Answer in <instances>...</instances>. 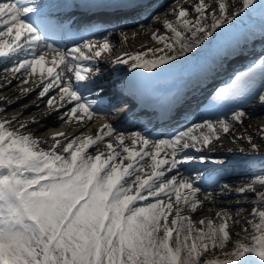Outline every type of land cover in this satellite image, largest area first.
<instances>
[{
    "label": "snow or ice",
    "instance_id": "obj_1",
    "mask_svg": "<svg viewBox=\"0 0 264 264\" xmlns=\"http://www.w3.org/2000/svg\"><path fill=\"white\" fill-rule=\"evenodd\" d=\"M97 6L120 9L111 18L119 21L146 9L148 2L117 0ZM228 8L227 0L211 5L193 0L194 20L187 18L189 8L181 6L174 9L175 21H164L171 35L153 36L163 44L155 52L148 50L153 58L145 59L147 53L117 58L116 64L152 73L145 77L134 72L130 80L136 83L130 85V93L143 104L151 85L175 71L173 61L195 53L217 29L237 19L240 12L229 15ZM240 11H259L264 17V3L257 8L256 0H242ZM32 14L35 22H26L24 18ZM41 17L34 0L0 2V60L26 53L9 70L33 76L39 72L43 85L39 96L58 89L60 106L72 105L60 119L90 127L97 111L116 107L98 109L104 101L88 100L81 93V88L94 87L91 77L99 69L92 62L110 50V43L105 40L95 52L97 44L92 41L62 51L44 43L37 26L44 24ZM209 19L211 24L206 23ZM55 99H48L49 108H56ZM253 99L264 106V58L219 89L211 110L234 105L232 121L242 123L247 115L243 106ZM14 121L0 120V264H264V190L257 188L264 186V177L237 189L242 197L251 194L250 218L225 209L216 212L218 223L194 221L183 214L203 207L201 188L178 178L175 171L182 164L204 163V158L191 157L187 150L199 153L208 148L220 133H230L232 121L205 119L167 139H153L141 131L126 137L105 124L94 135L56 131L45 141L22 132L25 123L15 121L19 127L13 130ZM260 132L264 139V129ZM249 143L258 149L251 139ZM202 179L207 182L212 176ZM233 226L244 235L233 234Z\"/></svg>",
    "mask_w": 264,
    "mask_h": 264
},
{
    "label": "bare ground",
    "instance_id": "obj_2",
    "mask_svg": "<svg viewBox=\"0 0 264 264\" xmlns=\"http://www.w3.org/2000/svg\"><path fill=\"white\" fill-rule=\"evenodd\" d=\"M41 1L43 0H34V3L39 4ZM170 1L171 0H162L158 7L154 9L146 8L147 10L144 11V14L138 20L132 19L134 23L128 26V29H121L117 32H114L115 30L107 31L103 37L93 41L96 42L97 48H94L92 52L98 50L99 45L105 40L110 43V50L102 53L91 65L99 69V74L91 77V82L94 83V87L98 85L106 87V90L98 91V93L102 95L100 100L104 101V105L97 106L98 109L101 107H111L112 105L117 106L116 108H121V104L128 98L121 78L115 77V74L120 72L126 64L115 65L116 63H114V61H116L117 58L126 59L138 53H147L145 59L153 58L152 52L148 50L151 49L155 52V50L163 47V44H158L153 39V36L165 37L167 39V37L171 35L163 25L165 20L175 21L176 17L173 14L174 9L181 6L189 8L191 14L187 18L192 20L195 19V13L192 11V7H190L193 5V0H174V3L169 5L171 7H165ZM0 2L14 3L13 0H0ZM218 2L219 0H207V3L210 5ZM227 3L229 4V14L231 9L241 13L242 0H227ZM256 6L257 8L259 7L258 0H256ZM209 12H211V8H209ZM261 20V22H264V17L261 18ZM206 23L211 24L212 21L209 19ZM245 41H250L251 45L255 44V40H251L250 38H246ZM69 49L70 48H67L65 51ZM207 52L208 50L201 45L195 53H188L186 57H180L178 61H173L172 63L176 66L175 71L158 80V82L170 81L171 78L177 76L178 73L187 72L186 74H188L194 71L191 69V66H189V63L202 58ZM223 52H225V49L218 53H222V62L218 66L216 61L215 68L212 62L197 64L198 68H196V71H198L199 74L198 79L190 80V86L184 93H180L177 96L180 100L181 107L185 106L191 99L197 100L199 105L202 106L199 110L203 111V115L199 116L197 111L192 112L189 120L182 121L179 118V111L175 110L176 107L174 108V116H171V114L165 116L164 112L157 114V111L152 109L148 113L150 115H155L154 121L159 126V129L151 130L146 128L144 123L131 121L130 118L142 120L138 115L131 113L129 115V113H125L120 109H112L108 112L100 111V113L93 116L90 127L84 123H64L60 119V114L67 112L72 105L64 104L62 107L60 106L58 89L50 90L44 97H40L39 93L42 91L43 85L41 84L39 72L33 76L31 74H24L23 70H21L20 73H13L9 70L17 63L18 59L26 55V53L22 52L19 57H13L10 61L0 60V109L4 110L0 112V120H13V118H15V121L27 124V128L21 129V131L30 132L40 141L49 140L51 135L56 131L65 132L69 136L81 134L84 136L94 135L98 129L108 123L106 118L110 120L109 123L114 126L118 132L124 134L126 137L132 132L141 131L147 133L153 139H156L155 136L159 135H161L159 139H167L195 124L203 123L205 119H211L213 122L217 119L232 121L234 105L221 106L215 111H212L211 105L213 104L214 97L219 89L228 87L236 75L240 72L247 71L250 67L255 66V64L259 62L256 61L257 54L242 55L234 60L233 51ZM88 54L91 55L92 53ZM214 54L216 55L217 53ZM27 55H30V52L27 53ZM157 55H162V53H157ZM215 55L213 57L214 60ZM47 66L46 64V67ZM164 67H167V65ZM213 68L217 70L211 72ZM229 69H234V72H230ZM156 70L160 71L159 69ZM106 77L108 78L107 80L105 79ZM110 78L112 80L109 82ZM85 91L87 90L81 88L82 94ZM207 95L209 96L208 99H206ZM52 97H56L53 101L56 108L48 107L47 101ZM57 108L59 111H57ZM208 108L210 110H207ZM243 110L247 113L243 118V122L238 123L232 121L230 133H220V138L214 139L213 143L207 148L210 152H223L224 157L221 161H210L214 163L213 166H203L201 163L199 168L208 167V170L195 173L198 178L196 181L194 180V174H191V170L197 169L195 165L182 164L179 170L175 171V175L178 178L190 179L194 184L198 183L201 188L198 196L203 202V207L196 213L187 211L183 213L184 215L190 216L194 221H199L200 219H213L215 221V214L221 209L230 210L233 214L239 210L244 218H250L249 213L251 212L252 205V199L250 198L251 194L242 197L237 192V189L246 186L249 182H252L255 177H264V139L261 138L262 134L260 132V129H264V106L260 105L258 99H253L251 103L243 106ZM126 115L127 118L125 119ZM65 118L67 119V117ZM15 121L13 130L19 127V124ZM33 121H37L38 123H33ZM61 139L63 138L61 137ZM242 139L244 140L242 144H236V142ZM249 139H251L252 143L258 145V149L254 150L252 148ZM112 142L115 144V141ZM126 143L128 142L126 141ZM42 146L47 150V145ZM117 150L119 151V149ZM89 151H92V149H89ZM189 151V156L197 159L199 158L195 156L196 154L192 149L187 150V152ZM230 152L238 154L235 155L233 159L227 158L226 153ZM181 158H185L183 154ZM218 162L224 163L221 165ZM172 174L173 173H166L169 177ZM215 174H218V176H212V180L210 181L205 182L202 179L206 176ZM224 185L229 186L227 190L224 188ZM257 188L258 190H264V186L257 185ZM205 195H208L210 199L205 201ZM234 218L240 219V217L235 216ZM215 222L218 223V221ZM196 226L200 227L199 224ZM231 232L241 236L244 235L239 226H233Z\"/></svg>",
    "mask_w": 264,
    "mask_h": 264
},
{
    "label": "rangeland",
    "instance_id": "obj_3",
    "mask_svg": "<svg viewBox=\"0 0 264 264\" xmlns=\"http://www.w3.org/2000/svg\"><path fill=\"white\" fill-rule=\"evenodd\" d=\"M261 3H264V0H258V5H260ZM241 5H242V3H241ZM190 7H192V5L190 6ZM232 13H236V11H234V10H232L231 9V12H230V14L229 15H231ZM244 142V140L242 139V140H240L239 142H236V144H238V145H240V144H242ZM209 150H203V151H201L200 153H199V155H198V153H197V155H198V157H201V158H205V162L204 163H206V164H204V166H208V165H214V163L213 162H210V161H216V160H222V158L224 157V154H223V152H220V153H214V152H208ZM220 154V155H219ZM227 155H231L232 154V152H230V153H226ZM256 156H258V155H256ZM208 158V159H207ZM195 165H199L200 163H194ZM205 168H207L208 169V167H203V168H198V169H196V170H191V173H194V175H195V173H197V172H199V171H201V170H203V171H205ZM198 176V175H197ZM211 176H218V174H215V175H211Z\"/></svg>",
    "mask_w": 264,
    "mask_h": 264
}]
</instances>
